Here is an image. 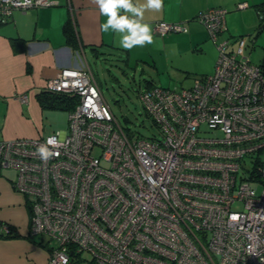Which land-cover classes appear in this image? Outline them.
I'll use <instances>...</instances> for the list:
<instances>
[{
    "label": "built area",
    "instance_id": "1",
    "mask_svg": "<svg viewBox=\"0 0 264 264\" xmlns=\"http://www.w3.org/2000/svg\"><path fill=\"white\" fill-rule=\"evenodd\" d=\"M49 5L0 0V16ZM225 13L196 18L218 51L212 73L139 96L160 137L125 132L81 65L44 85L77 97L65 130L0 140V169L16 172L28 234L51 247L48 264H264V65L245 56L243 36L218 43ZM185 31L155 24L157 36ZM49 137L67 147L44 162L36 150Z\"/></svg>",
    "mask_w": 264,
    "mask_h": 264
},
{
    "label": "crops",
    "instance_id": "2",
    "mask_svg": "<svg viewBox=\"0 0 264 264\" xmlns=\"http://www.w3.org/2000/svg\"><path fill=\"white\" fill-rule=\"evenodd\" d=\"M48 1L51 3L48 7L13 10L9 17L0 20V140L40 136L43 112L37 101L38 92L63 68L81 65L90 68L86 54V50L93 54L90 46L103 50L114 46L125 50L119 46V33L101 30L100 26L107 17L101 15L92 0ZM256 1L163 0L162 11H146L143 23L150 25L153 39L157 36L156 22L183 23L186 31L180 34L190 46L204 42V45L213 47L207 43L210 39L207 30L194 19L197 13L209 8L226 10L227 38L234 41L240 36L232 34L238 27L236 16L230 15L232 9L238 10L237 5L242 2H246L248 7L249 3ZM133 2L142 4L145 0ZM258 5L255 3L254 7L257 9ZM121 14H124L122 10ZM67 18L74 23L78 40L76 48L65 45L62 25ZM14 38L23 39V50H14ZM126 51L130 56V50ZM216 51L210 63L212 68L217 59ZM24 94L26 102L21 100ZM1 179L0 176V264H48L49 245L44 244L40 237L28 234L29 205L25 197L23 201L20 195L12 192L13 181L11 190L9 184Z\"/></svg>",
    "mask_w": 264,
    "mask_h": 264
},
{
    "label": "rangeland",
    "instance_id": "3",
    "mask_svg": "<svg viewBox=\"0 0 264 264\" xmlns=\"http://www.w3.org/2000/svg\"><path fill=\"white\" fill-rule=\"evenodd\" d=\"M257 1L249 3V6L243 9H232L230 15H235L238 22L237 30L232 34L247 39L244 53L252 63L264 65V12L262 9L258 12L254 7L256 3L264 9V0ZM180 33H170L171 37L155 36L152 44L133 47L130 56L126 50L114 48L103 50L105 53L98 56L86 50L87 63L104 101L115 119L123 128H128V131L143 137H160L158 128L152 125V120L144 112L138 98V92L146 82L158 87L179 90L181 87L189 86L195 78L213 72L214 67H210L216 49L213 41L207 39L209 41L207 43H211L214 48L204 45V42L190 46ZM227 37L228 34L224 31L219 35V41ZM230 40L233 41L232 38ZM42 112L40 136L46 137L67 128L68 112L56 109ZM124 118L128 120L127 123H124ZM245 169L248 171L252 169V164L248 160ZM0 176L1 180L11 187L16 172L13 169L2 168ZM251 186L255 191L260 190L258 183H252ZM12 192L20 195L24 201L22 193L15 188Z\"/></svg>",
    "mask_w": 264,
    "mask_h": 264
},
{
    "label": "clouds",
    "instance_id": "4",
    "mask_svg": "<svg viewBox=\"0 0 264 264\" xmlns=\"http://www.w3.org/2000/svg\"><path fill=\"white\" fill-rule=\"evenodd\" d=\"M99 8L101 15L107 17V21L101 24V30L120 34L119 46L125 50H131L136 46H144L153 43L152 30L149 24L143 23L145 12L159 13L163 8V0H145V3H134L133 0H92ZM31 0H24V6H29ZM121 10L124 14H121ZM67 147V144L57 137H49L45 144L38 146L36 154L47 162L59 155V148ZM234 221L238 219L236 214L229 217ZM65 264H66V258Z\"/></svg>",
    "mask_w": 264,
    "mask_h": 264
},
{
    "label": "trees",
    "instance_id": "5",
    "mask_svg": "<svg viewBox=\"0 0 264 264\" xmlns=\"http://www.w3.org/2000/svg\"><path fill=\"white\" fill-rule=\"evenodd\" d=\"M259 7H260V5L257 6V11L258 12H259V9H260ZM33 8H37V7H33ZM30 9H32V8H30ZM238 9H243V8H238ZM14 10H19V9H14ZM21 11H23V10H21ZM199 13H197V15L195 16V18H194L195 20H196L197 16L199 15ZM4 19H5V17L0 16V20H4ZM73 24L74 23H72V21L69 18H67V20L62 25V33H63V36H64L65 45L70 46L71 48H76V47H78V40H77V36H76V30H75V27H74ZM235 39L236 38H234V40ZM13 48H14V50H23V48H24L23 39L14 38L13 39ZM113 48L117 49V50H120V49H118L117 47H114V46H113ZM90 50L93 52V54L95 56H98L100 54H104L105 53L103 51V49L98 48L96 46H90ZM90 71H91V69H90ZM91 73H92V71H91ZM152 87H154V85H152L150 82H146L145 86L142 89L139 90L138 98L140 99L139 96L141 94H143L144 92H147L148 90H150ZM37 101H38V104H39V106H40L42 111L49 110V109H56V110H64L66 112H69V111H71L72 109L75 108V105L77 104V97L75 95H72V94L61 93V92H52V91H48L46 89H41L38 92V94H37ZM141 106H142V108H144L142 103H141ZM127 122H128V120L126 118H124V123H127ZM124 131L125 132H129L128 128H125ZM43 243L46 244L45 241ZM49 248H51V247L49 246ZM75 258H76V256L71 260V264H76L77 263V260Z\"/></svg>",
    "mask_w": 264,
    "mask_h": 264
}]
</instances>
